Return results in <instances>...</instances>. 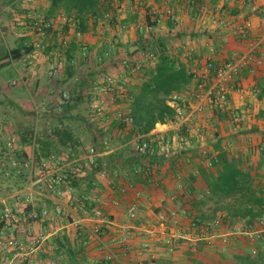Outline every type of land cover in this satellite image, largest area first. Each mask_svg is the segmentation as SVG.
Returning a JSON list of instances; mask_svg holds the SVG:
<instances>
[{"label":"crops","instance_id":"1","mask_svg":"<svg viewBox=\"0 0 264 264\" xmlns=\"http://www.w3.org/2000/svg\"><path fill=\"white\" fill-rule=\"evenodd\" d=\"M8 1L0 3L1 12L6 6L5 9L8 10L7 16L0 14V27L11 49L24 47L26 43L38 39L35 31L31 30L23 31L17 37L10 32L9 24L17 12L34 10L52 20L53 26L44 40L47 45L44 51H39L31 59L21 55L8 65H4L5 59L2 56L6 48L0 39V93L4 92L6 96L3 99L4 95L0 94V111L10 109L9 107L17 108L26 113L25 117L29 116V111L25 110L31 102L29 98L16 96L10 92L5 82L9 83L10 80V84L15 82L13 84L24 85L31 96L32 87L41 86V83L48 80L42 88L44 87L43 94L47 97L49 109L38 116L47 127L39 132L51 142L55 154L52 161H44L51 167L57 166L60 172L72 169L78 172L76 185H73L72 190L58 185L61 194L52 198L66 201L71 195L78 199L76 213L80 215L83 227L75 230L71 226L61 225L57 235L47 238L45 242L44 250L50 253L45 254L47 258L57 257L60 264L70 261L65 253L57 250L56 238H64L65 234L74 240L79 235L82 236L84 253L72 260L75 264H101L107 256V248L113 249L126 264H132L137 249L145 241L153 245V251L143 256L146 264H230L235 252L251 251L252 247L260 249L261 241L251 243L239 233L229 241L227 247L222 244L220 237L223 233L233 232L247 221L240 219L229 223L225 220L227 210L209 209L212 201L209 200L207 177L217 173L214 164L222 152H229L236 158L239 167L252 173L254 183L261 186L264 197L263 69L254 76L243 71L236 78L242 86L243 94L231 92L226 110L214 120H205L199 116L198 123L204 126V140L198 142L192 138L189 146L175 148L168 158L156 152L136 158L132 150L134 137L125 139L128 133L124 129L126 126L114 118L105 131L101 119L95 116L93 109L99 97V85L106 76H112L118 81L124 79L128 89L139 84L142 71L149 66L132 75L122 64L125 59L131 62L145 60L146 54L153 52L148 46L153 44L154 39L167 38L171 53L179 58L188 71L197 75L200 67L205 64L206 57L212 53L215 59L228 60L233 57L234 52L245 51L250 43L257 45V39L264 33V0H192L190 4L188 0H97L98 5L106 9L98 15L87 17L85 31L79 29L76 12L63 7L53 11L54 0H39L36 3L31 0ZM13 4L17 9L12 7ZM61 12L71 15L75 25L61 22ZM213 18L231 19V27L220 26L213 22ZM247 20L251 21L252 30L249 38L241 41L232 25H239ZM77 31L81 32L80 36H77ZM223 35L230 37L228 43L222 42ZM62 36L69 39L66 47L60 43ZM135 42L146 44L149 49L128 54L127 50L130 52V47ZM211 46L214 52L210 51ZM260 48L264 46L259 44L256 47ZM71 53L72 57L69 58ZM56 54L64 58L63 65L57 75L49 77L46 72L47 64ZM114 64H117L116 68L113 67ZM8 68L13 70L9 72ZM11 74H15V77L13 75L14 78L8 80ZM194 79L195 77L193 84ZM64 92L70 94L71 108L68 111L59 108ZM14 97L15 102H20L18 105H5L9 98ZM187 101L189 109L197 103L193 97L187 98ZM120 107L125 109L126 103L117 101L115 106H110V115L113 117V113ZM230 110H243L246 117L240 123H234L230 119ZM55 125L71 131L73 138L70 144L64 147L52 135ZM177 128L174 119L156 124L148 134L171 136ZM91 146H96L99 162L107 164V177L98 176V171H93V167L86 163ZM68 157L70 158L67 159ZM208 160L212 162L211 167L207 165ZM143 170H150V175L143 174ZM121 188H125V191L122 192ZM136 192L140 193L139 197L135 196ZM86 196L101 198L104 204L100 207L107 221L81 216L82 207L90 202L83 199ZM34 198L37 199L35 203L38 206L48 205L53 208L51 200L38 196ZM202 199L204 203L199 211L194 209L192 205ZM132 202H137L139 206L136 219H130L126 213L127 204ZM179 203L184 209L179 223L175 224L170 219L165 222L158 219L159 213L177 209ZM203 213H214L215 217L222 218L226 223L225 228L218 229L220 234L216 236L219 248L209 247L204 240L197 238L198 249L195 250L188 240L179 239L175 249L168 251L163 239L169 234L178 235L182 231L197 232L198 230L191 228L190 223L193 222L194 215ZM95 227H100L102 234H95ZM122 227L133 230V236L125 246L115 242ZM34 230L37 231V228Z\"/></svg>","mask_w":264,"mask_h":264},{"label":"built area","instance_id":"2","mask_svg":"<svg viewBox=\"0 0 264 264\" xmlns=\"http://www.w3.org/2000/svg\"><path fill=\"white\" fill-rule=\"evenodd\" d=\"M36 3L39 0H31ZM53 1V0H49ZM116 0H109L113 2ZM189 4L192 0L187 1ZM253 5L251 2L249 3ZM17 12V11H16ZM170 12V11H169ZM30 20V21H28ZM59 20L63 23L71 22L75 25L71 15L61 12ZM214 23L225 28L231 27V19L213 18ZM73 21V22H72ZM53 22L44 14H37L32 11H21L14 15L13 21L9 24V30L14 36H19L23 31H35L38 36L37 40L28 42L22 47V54L31 59L36 57L39 51L46 49L44 42L52 28ZM234 32L241 38V41L247 40L252 30V23L247 20L239 25H232ZM77 36L81 35L80 31L76 32ZM223 43H228L230 37L223 35L221 37ZM0 39L5 45L8 53V58L12 62L14 60L12 49L6 42V35L0 27ZM257 45L249 44L242 53L234 52L233 57L228 60H218L213 57L212 53L206 57L205 64L200 67L199 74L192 72L195 77V86L186 87L183 92H174L171 95L169 103L176 108L175 121L178 125L176 132L171 136L164 134H137L132 141V150L135 154L142 156L157 152L168 158L175 148H184L190 145L191 139L202 142L205 138L203 127L199 116L205 120H214L226 110L228 104V96L235 91L238 94H243L242 86L238 84L236 78L247 71L254 76L260 69L264 70V48L256 49L259 44L264 46V33L257 39ZM60 43L66 47L69 44V39L62 36ZM213 51V47H210ZM61 57V58H59ZM157 56L153 52H148L145 60H137L131 62L128 59L123 61V68L128 70L132 75L138 74L143 67L154 64ZM64 58L56 54L47 64V75L54 77L59 73L60 66L63 65ZM75 61V58L73 59ZM15 83V82H14ZM124 79L117 80L112 76H106L103 82L99 85V97L94 104V114L101 119L102 128L106 131L110 122L116 118L123 122L126 127H130L133 123V117L129 111L120 107L110 115V106H115L117 100H123L127 95ZM188 96V97H187ZM193 97L197 101L194 107L188 108L187 98ZM70 100V94L64 92L61 96L59 108ZM230 119L234 123H240L245 117L246 112L243 110L229 111ZM199 120V121H198ZM184 129V130H182ZM17 138L14 135L7 137L9 146L17 144ZM106 143V142H105ZM99 153L92 147L89 149L87 164L95 161ZM208 166H212L211 160L207 162ZM107 164L104 162L102 168L98 171V176L107 177ZM148 173H151L148 170ZM78 172L72 169L69 172H60L57 166L51 167L48 162H41L37 169L33 170V163L30 167V182L26 191L22 194H13L11 199H15L17 204L14 206L5 205L0 210V263L1 264H59L58 260L49 257L41 258L39 253L44 250L47 238L57 235L61 225H67L78 230L83 227L80 215L76 213V203L78 199L69 196L66 201L60 198H52L57 194L60 196L61 190L58 185H64L67 190H72L69 184V177H77ZM122 192L125 188H121ZM49 199L53 203V208L48 205L38 206L34 201V197ZM136 197L140 196L139 192L135 193ZM23 197V198H22ZM82 199V198H81ZM85 201L89 200V205H84L81 209L83 217H94L101 221H107V217L102 213L101 205L103 201L97 196H86ZM138 203L132 202L127 204L126 213L130 219H136L138 214ZM184 215V209L181 203L177 209L169 212H161L158 214V219L162 222L170 219L175 224L179 223L180 218ZM47 223V224H46ZM191 228L197 232L182 231L178 235L169 234L163 242L166 244L168 251L172 252L176 247V242L179 239H186L190 242L195 250H197V238L204 240V243L214 249L219 248L220 244L216 240V236L220 234L218 229L225 228L226 223L220 217L209 219L203 226H199L195 222L190 223ZM37 228V231L34 229ZM35 231V232H34ZM94 233L102 234L100 227L94 228ZM237 233L242 234L251 242L264 240V216L258 217L255 221L246 222L243 225L236 227L233 232L227 231L220 237V241L227 247L229 241L235 238ZM133 236V230L129 227H122L119 230V236L115 242L125 246L128 239ZM195 236V237H193ZM153 245L145 241L137 249L136 255L133 258L132 264H146L144 254H150L153 250ZM258 249L251 248V253L256 254ZM102 264H126L113 249L107 248V256Z\"/></svg>","mask_w":264,"mask_h":264},{"label":"trees","instance_id":"3","mask_svg":"<svg viewBox=\"0 0 264 264\" xmlns=\"http://www.w3.org/2000/svg\"><path fill=\"white\" fill-rule=\"evenodd\" d=\"M62 7L77 13L76 18H79V29L81 31L86 30L88 16L98 15L106 9L104 6H99L97 0H54L52 2L53 11ZM135 45H138L139 48L133 52H129L128 49V54L133 55L139 50H146L150 47L153 53L156 54L157 60L142 71L139 84L131 89L126 88V97L123 100H117L126 103L125 109L133 117L132 125L124 128L128 131L126 140L135 137L137 134L149 133L158 123L164 124L174 120L176 108L169 103L172 93L183 92L186 87L194 88L195 86L192 82V72L188 71L179 58L171 53L167 38L154 39L153 44L148 47L140 42L132 44V46ZM21 49L22 47L12 49L13 58L23 55ZM8 56L7 51H5L2 56L5 59L4 65L10 63ZM70 57H72V53L69 55ZM260 96L262 97V95ZM70 102L71 100L62 106L63 111H68L71 108ZM31 114L38 118V114H35V112ZM124 126L126 125L124 124ZM17 133L18 142L15 146H9L7 138L0 142V181L9 182L7 185L9 191L27 188L30 182L32 163L35 171L45 159L52 161L55 154L51 142L47 140L43 133L37 132L32 123L19 128ZM9 135L11 134H7V137ZM52 135L64 147L70 144L73 138L68 128L59 125L53 127ZM92 147L97 150L96 146L90 148ZM133 155L139 158L149 154L142 156L133 152ZM101 162L96 157L95 161L90 164L93 167L92 170L99 171L103 165ZM214 165L217 173L207 177V186L210 191L209 200L212 201L209 209L214 211L217 209L227 210L225 220H228L229 223L240 219L247 222L255 221L262 216L264 214L263 190L259 184L254 183L252 173L239 167L236 158L226 151L222 152ZM142 172L148 176L150 175L148 170ZM75 178L77 177H69L71 187L76 185ZM202 203H204L203 199L192 206L199 211L203 205ZM6 204L0 200V210ZM193 217V222L203 226V223L215 217V214L203 213ZM81 237V235L77 237L79 241L66 234L64 238H56L57 250L65 253L70 259V261L67 260L66 264H75L72 260L84 253V242ZM259 248L256 254H252L250 250L235 252L232 255L230 264H264V240L261 241ZM41 254L44 255L41 256ZM45 254L49 255L50 253L43 250L38 256L46 258L47 255L45 256ZM54 258L57 259V257Z\"/></svg>","mask_w":264,"mask_h":264},{"label":"rangeland","instance_id":"4","mask_svg":"<svg viewBox=\"0 0 264 264\" xmlns=\"http://www.w3.org/2000/svg\"><path fill=\"white\" fill-rule=\"evenodd\" d=\"M7 1L8 0H0V3L1 2L5 3ZM13 2H17V1L15 0ZM12 7L13 8L15 7V9H17L16 8L17 6H14V4L12 5ZM5 8H3L2 12L0 10V14L2 13V15L7 16V14H8L7 11L8 10L5 9ZM113 67L116 68L117 64H114ZM12 68L14 69L13 66H12ZM12 68H8V71L10 72L11 70H13ZM13 75L15 77V74H11L9 76L8 80ZM14 77H12V78H14ZM44 77L46 78L45 75H44ZM16 79H18V76L16 77ZM47 82H48V80L44 81V83H41V86L32 87L31 88L32 90H30L31 96H29V93H28L29 89L27 90V88L24 85H22V84L21 85L20 84L16 85V84H13L14 82L12 84H10V80H9V83L5 82V85L10 90V92L12 91L13 93H15L16 96L19 95L23 99H24V97L25 98H29V101H31V102H30L29 105H27L28 108L25 109V110L29 111L28 112L29 113L28 117L24 116V114H26L25 112H22L21 110H19L17 108L9 107L10 109L6 108L8 111L7 110L0 111V142H2L3 140H5L7 138V133L8 134H13L17 138L18 137L17 130L19 128L25 126V124H31L32 123L37 132H39L41 130H44L47 127L45 125V122L43 121V119L41 117L40 118L39 117L35 118L34 115L31 114L32 112L33 113L35 112V114H39L38 116H41L42 114H44V112L47 109H49V106H47L48 103H46V98L47 97H46L45 94H43V92L45 91L44 87L42 88V86L44 84H46ZM2 89H4V88H2ZM40 89L42 91H40ZM37 90H38V92H37ZM0 94L5 96L4 92H1ZM15 101H16L15 97L13 99L9 98L7 100V102L5 103V105H8V106L9 105H11V106L13 105L14 106V105H18V103H20V102H15ZM51 124H53V122ZM11 132H13V133H11ZM8 184H9V182H5L3 180L0 181V200H2L3 202L7 203L6 205L14 206L15 204H17V202H16L15 199H11V196L13 194H22L24 191L27 190L28 187L24 188V189H21V190L9 191L7 189V185ZM34 201H37V199L34 198Z\"/></svg>","mask_w":264,"mask_h":264},{"label":"water","instance_id":"5","mask_svg":"<svg viewBox=\"0 0 264 264\" xmlns=\"http://www.w3.org/2000/svg\"><path fill=\"white\" fill-rule=\"evenodd\" d=\"M138 49V46H132L130 47V52H133L134 50ZM3 99H5V96H2Z\"/></svg>","mask_w":264,"mask_h":264}]
</instances>
